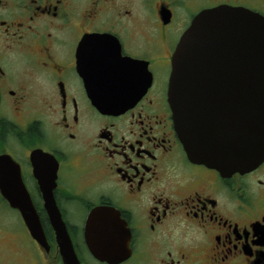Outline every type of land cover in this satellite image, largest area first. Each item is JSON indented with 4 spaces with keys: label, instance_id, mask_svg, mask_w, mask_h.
<instances>
[{
    "label": "flooded vegetation",
    "instance_id": "flooded-vegetation-1",
    "mask_svg": "<svg viewBox=\"0 0 264 264\" xmlns=\"http://www.w3.org/2000/svg\"><path fill=\"white\" fill-rule=\"evenodd\" d=\"M216 7L264 16V0H0V264H65L45 193L81 264H264V162L191 160L168 102L182 35ZM94 89L132 105L104 113ZM5 193L30 198L45 243ZM98 207L123 222L99 218L102 258L86 238Z\"/></svg>",
    "mask_w": 264,
    "mask_h": 264
},
{
    "label": "water",
    "instance_id": "water-1",
    "mask_svg": "<svg viewBox=\"0 0 264 264\" xmlns=\"http://www.w3.org/2000/svg\"><path fill=\"white\" fill-rule=\"evenodd\" d=\"M89 93L103 112L130 105L112 103L107 91L105 95L95 89ZM168 101L191 160L232 174L259 167L264 161V17L230 7L200 13L173 57ZM2 161L0 158V167ZM1 177L0 168L3 189ZM5 195L11 206L21 211L32 236L45 243L40 217L30 198L23 201L16 194ZM45 197L64 263L81 264L52 194L45 193ZM103 214L114 227L123 226L119 215L99 208L91 212L86 238L97 258L104 253L97 244L98 219Z\"/></svg>",
    "mask_w": 264,
    "mask_h": 264
},
{
    "label": "rangeland",
    "instance_id": "rangeland-1",
    "mask_svg": "<svg viewBox=\"0 0 264 264\" xmlns=\"http://www.w3.org/2000/svg\"><path fill=\"white\" fill-rule=\"evenodd\" d=\"M2 214L8 217V223L11 224V227H13L15 231L24 226V224L21 223L19 214L14 210L5 207L3 208Z\"/></svg>",
    "mask_w": 264,
    "mask_h": 264
}]
</instances>
